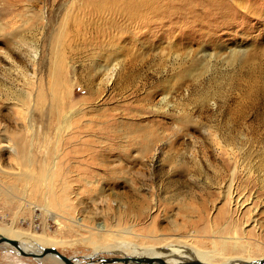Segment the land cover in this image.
<instances>
[{"label":"rangeland","instance_id":"rangeland-1","mask_svg":"<svg viewBox=\"0 0 264 264\" xmlns=\"http://www.w3.org/2000/svg\"><path fill=\"white\" fill-rule=\"evenodd\" d=\"M1 24L0 167L31 177L0 175L1 233L47 235L79 256L150 233L196 243L209 225L264 257V0H0ZM9 93L36 97L34 118ZM14 133L30 168L6 148ZM232 158L242 163L244 209L222 198ZM53 166L63 205L38 187ZM194 207L209 223L195 228ZM213 237L203 239L209 249ZM4 251L0 264H60Z\"/></svg>","mask_w":264,"mask_h":264},{"label":"bare ground","instance_id":"bare-ground-1","mask_svg":"<svg viewBox=\"0 0 264 264\" xmlns=\"http://www.w3.org/2000/svg\"><path fill=\"white\" fill-rule=\"evenodd\" d=\"M0 27L4 28V26H2V24L0 25ZM60 78H61V73L59 71H56V75L53 78V83L51 84V88H50V92L53 96V102L56 106H58L60 103L59 93L61 91V83H62V80ZM5 96L7 99H10L11 101L13 100L14 109L20 110L21 107L24 106L26 108L24 110L25 113L30 114V117L34 114V111L29 109V107H31V106H29V104H31L33 101L35 104L36 97L33 98L34 96L32 97L29 95L27 100L22 101L17 96V94H15V95L13 94L12 96H10V93H9L8 94V96H10L9 98L7 97V94ZM21 101L23 104H21ZM61 105H62V101H61ZM35 114H36V112H35ZM34 115L32 116L33 118H34ZM62 121H63L62 126L65 127L71 121V118L69 116H67V117L63 116ZM31 124H33V123L31 122ZM34 128H36V127H34ZM21 135L22 134H20V133L12 134L11 136H12L13 140H15V142L13 145L10 144L6 148L9 149V151L12 153V155H14L15 157L18 158L19 163L23 167H29L31 159H32V152L28 151L26 153V151H25V145L26 144L23 141V138L21 137ZM232 159H234V160H232ZM232 159L229 161L232 163L233 170H231V175H230V178L228 180L229 184H228L227 188H225V191L223 190L224 192L222 191L223 192L222 198H223V201L226 205L235 206V207H238L239 209L240 208L244 209L247 205L250 204V198H249V196H247V194L244 191L245 187H240L241 184L239 185V183H238V181L241 178L240 177V173H241L240 170L242 167V163L239 159L238 160L236 158H232ZM55 171H56V167L53 166L52 173L49 175V177L47 176L45 178H40V182H39L38 187H43L45 192L46 191L48 192V193H46L47 195L50 194V191H51V194L55 197L56 202L58 203L60 201V202H62V204H59V205H63L67 199L63 195L59 196L60 193L58 192V190H56V189H58V186L56 185V182H55V176H54ZM16 174H18V173H16ZM0 175H3L5 178H8L9 180H13L14 184H16V182H19V183L20 182H24V183L26 182L25 184H28V181H30V179H31V177L26 176V175H21V176L16 177V178H11V177H9V175H7V173H5L1 169V167H0ZM60 186H63V183ZM9 189L18 191V190H16L17 189L16 186H14V187L10 186ZM61 189H63V188H61ZM21 192H22V190H21ZM11 193H12V191H11ZM48 198H49V196H48ZM44 202H45L44 208L46 210L47 209L49 210L50 204H49L48 199L46 198ZM202 209H199L196 207H194L193 209L192 208L190 209V212H191L190 214L195 215V218H196V219H194V221H191L193 223V225H195V228L201 224L206 223V222L209 223V221H210V220H208V217H207V214L205 213L204 208H202ZM183 211H186V210H183ZM184 215H187V214L184 213ZM219 217L220 216H218L217 219ZM71 221L77 223V221H74V219L73 220L71 219ZM253 222L255 223L256 221L253 220ZM97 231L102 232V233H110V235L114 236V238H119V236L125 237L127 235L133 234L132 230L130 228H123L121 230L111 231L107 227L103 226V228L97 229ZM197 231H198V233H201L200 230H197ZM201 231L204 234L195 236V239L197 240L196 243H194L191 239L188 240V239H180V238H177L176 241H174V242H172L171 240L169 242H166L167 240H165V238L155 237V236H152L150 233V236H142V237L141 236H135V240L139 241L140 245L137 244L138 242L135 244H129V242H127V241H120L117 244H114V245H111L108 247H103V249H105V250H103V249L98 250L99 249L98 248V249H95L94 252H100V251L118 252L119 251V252H125L128 254L131 252L130 254H134V253H138V252L142 253L147 248L163 247V246L170 245L171 243L172 244H179V245L186 244L194 250L196 257L199 260H202L204 262H211V263H221V262H218V259H219V261H220V259H224V261H226L228 259H231L228 257H231L233 255H243V256H245V259L252 260V259H254V258H252L253 252L261 250V247L259 245L254 246L253 244H251V242L249 240L248 241L246 239L244 240V238H240V237H238V235H236L235 238H231V237L223 238L222 236H220V231H218V230L216 231L214 229V226H212V227H209V225H208V227L205 226ZM209 231H211V232L209 233ZM0 234H3V235L10 237V238L18 239L20 242L21 250L25 251V252H31V253L38 254L42 251L40 248L41 246H54L55 245L53 240L50 239L47 235L46 236L45 235L40 236L35 240L32 238H28V237H27L28 241L27 240H21L24 237L26 238V236H24V233L17 230L16 228H9L8 227L6 229H3V232L2 233L0 232ZM209 234H212V237L214 235V237L211 238L212 239L211 243H210L212 245L211 249L207 248L206 244L208 242L203 241L205 236L207 237ZM236 234H238V233H236ZM244 235L249 236L247 231L244 232ZM133 236H134V234H133ZM224 237H226V236H224ZM249 239H250V237H249ZM89 240H90V238H88V242H89ZM184 240H185V242H183ZM205 241H207V240H205ZM88 244H91V243H88ZM5 246L8 247L9 249L7 248V250H6L4 248ZM122 248H124V249L128 248L130 250H123ZM0 249L2 251L5 250L4 252H6L8 254H12L15 257L16 256L17 257L22 256L19 254V250L15 246L10 245L9 243H1ZM174 252H176V249L174 250ZM184 257H186V256H184ZM34 259H36V258H34ZM41 259L42 260L46 259L47 261L49 259H56V261L59 262L60 264H65L59 258L52 256V255L43 257ZM41 259L39 258L36 260H38L39 262H42ZM82 262H84V261H81V260L79 261V263H82ZM97 262H98V259H96V261L93 264H96Z\"/></svg>","mask_w":264,"mask_h":264},{"label":"water","instance_id":"water-1","mask_svg":"<svg viewBox=\"0 0 264 264\" xmlns=\"http://www.w3.org/2000/svg\"><path fill=\"white\" fill-rule=\"evenodd\" d=\"M9 243L19 250L22 256L41 259L52 255L59 258L65 264H264V257L247 260L242 257L228 259L221 263H211L199 260L194 250L186 244H170L163 247H152L145 249L142 253L128 254L125 252L100 251L89 255L68 256L54 246H41L38 254L22 251L18 239L0 234V244ZM132 244V243H131ZM176 249V252L174 250ZM107 254L109 256H102ZM186 256V257H184ZM84 261L79 263V261Z\"/></svg>","mask_w":264,"mask_h":264}]
</instances>
